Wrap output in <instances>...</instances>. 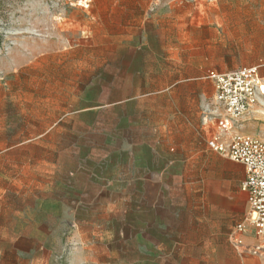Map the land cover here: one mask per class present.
<instances>
[{"label":"rangeland","instance_id":"1","mask_svg":"<svg viewBox=\"0 0 264 264\" xmlns=\"http://www.w3.org/2000/svg\"><path fill=\"white\" fill-rule=\"evenodd\" d=\"M210 64L264 82V0H0V209L19 236L1 264L263 262L264 236L232 239L248 206L230 166L188 131ZM237 127L264 139V95ZM144 174L157 198L125 189Z\"/></svg>","mask_w":264,"mask_h":264},{"label":"built area","instance_id":"2","mask_svg":"<svg viewBox=\"0 0 264 264\" xmlns=\"http://www.w3.org/2000/svg\"><path fill=\"white\" fill-rule=\"evenodd\" d=\"M208 78L213 82L214 96L203 117L210 134L207 146L245 167L241 190L248 207L231 236L239 248L246 249L254 246L245 243L247 238L264 236V139L236 128L238 120L264 95V82L259 65L225 72L212 70Z\"/></svg>","mask_w":264,"mask_h":264},{"label":"crops","instance_id":"3","mask_svg":"<svg viewBox=\"0 0 264 264\" xmlns=\"http://www.w3.org/2000/svg\"><path fill=\"white\" fill-rule=\"evenodd\" d=\"M172 64H194V62L177 60L175 62H172ZM201 67H206V68L212 67L206 73V76L208 78V74L210 71H212V70L217 71V68H224L225 66H224V64H216V65L210 64V65H201ZM240 67H243V66H240ZM240 67H238V68H240ZM218 72H220V71H218ZM208 80L214 89L213 82L209 78H208ZM187 113H188L187 117L196 118L195 122L192 121V122L188 123L189 126L192 127L191 129H188V131H194L197 129V127H200L202 135H203V137L206 141V144H207V139H208L210 134H209L207 125L203 121V115H201V112H197L196 110H190V109L187 110ZM171 125L172 126H170V128H172V129L175 128V126H174L175 123H172ZM162 128L164 129V126ZM236 131H239L238 127L236 128ZM217 154L219 155V157L221 159H223L230 166L231 170L229 173V178H230V181L232 182L233 186L236 188H239L240 191L243 192L241 190V183L245 179V176H246L244 165L237 163V162H234V161L230 160L229 158L223 156L222 154H219V153H217ZM133 177H135V175L130 176V178L127 182V185H125V189L127 191L131 192L134 189H139L141 196H144L146 198H153V197L157 198L159 196V194L162 192V184L158 181L157 177L154 178L148 174L140 175V177L138 179H136V178L132 179ZM92 180L93 179L89 178V176H88V178L84 177V176H80V178L78 180L77 187L87 188L88 191L85 190V193H87V196H89V197L102 196L101 194H102V192L105 191V187L103 185H97V184L94 186L89 185L87 182L92 181ZM82 193L84 194V191ZM149 223H150V220H149ZM5 225H10V222H5L4 212L0 209V264L3 262V258H4V250H3L4 240L6 239L8 242H10L13 245L14 244L18 245V241H19L18 234L16 233V235H14L13 232L9 231L10 227H5ZM149 229H150V225L148 224L147 230H149ZM142 234L150 237V234H148L147 232L146 233L142 232ZM16 254L18 256V249L16 250ZM12 257H13V253L11 254V258ZM262 261L263 262H261L260 264H264V260H262ZM242 264H244L243 261H242Z\"/></svg>","mask_w":264,"mask_h":264},{"label":"bare ground","instance_id":"4","mask_svg":"<svg viewBox=\"0 0 264 264\" xmlns=\"http://www.w3.org/2000/svg\"><path fill=\"white\" fill-rule=\"evenodd\" d=\"M264 89V88H263Z\"/></svg>","mask_w":264,"mask_h":264}]
</instances>
